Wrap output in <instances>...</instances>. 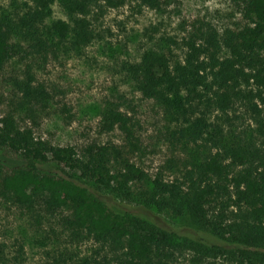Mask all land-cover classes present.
<instances>
[{"label": "trees", "instance_id": "trees-1", "mask_svg": "<svg viewBox=\"0 0 264 264\" xmlns=\"http://www.w3.org/2000/svg\"><path fill=\"white\" fill-rule=\"evenodd\" d=\"M55 1L0 11V74L12 61L25 68V80L16 81L22 96L0 118V198L58 215L69 242L120 250L119 264H183L187 253L189 264H264V0H232L244 25L221 35L195 28L182 56L152 48L127 65L130 85L162 107L174 126L171 143L186 156L171 180L134 160L145 151L140 123L120 105L104 109L100 127L119 132L121 144L57 146L20 125L17 115L34 119L47 96L34 86V67L96 38L87 18L93 6L122 5L67 0L69 20L49 23ZM137 1L163 7L162 0ZM244 116L252 123L245 129L237 124Z\"/></svg>", "mask_w": 264, "mask_h": 264}, {"label": "rangeland", "instance_id": "rangeland-1", "mask_svg": "<svg viewBox=\"0 0 264 264\" xmlns=\"http://www.w3.org/2000/svg\"><path fill=\"white\" fill-rule=\"evenodd\" d=\"M162 1L161 11L144 7L137 0H121L122 5L116 8L105 3L93 6L87 18L98 35L79 50L51 58L43 70L34 67V86L43 85L47 96L37 107L34 119L17 115L20 125L57 146L82 149L90 144H121L119 132L106 134L100 127L104 109L111 103L120 105L140 123L138 135L145 151L134 160L151 175L162 172L166 180H171L176 164L186 156L181 146L171 143L167 131L174 126L165 121L162 107L142 98L130 85L126 67L139 62L152 48L182 56L183 39L195 28L221 35L244 25V21L235 12L232 0ZM25 3L27 0H0V11L21 12ZM67 5V0H56L48 22L69 20ZM24 69L19 61H12L0 74V118L22 96L16 81L25 80ZM237 115H244L243 110L239 109ZM237 124L245 129L252 123L244 116ZM159 219L183 234L189 232L176 220L166 216ZM116 256H120V250L92 241L69 242L58 215L40 206L29 211L0 198V264H95L96 259L119 264ZM190 258L187 253L180 261L189 264Z\"/></svg>", "mask_w": 264, "mask_h": 264}]
</instances>
